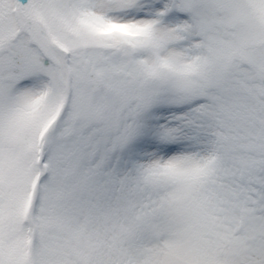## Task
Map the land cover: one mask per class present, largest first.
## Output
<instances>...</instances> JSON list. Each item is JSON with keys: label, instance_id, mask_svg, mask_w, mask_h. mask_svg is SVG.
<instances>
[{"label": "snow or ice", "instance_id": "obj_1", "mask_svg": "<svg viewBox=\"0 0 264 264\" xmlns=\"http://www.w3.org/2000/svg\"><path fill=\"white\" fill-rule=\"evenodd\" d=\"M0 264H264V0H0Z\"/></svg>", "mask_w": 264, "mask_h": 264}]
</instances>
